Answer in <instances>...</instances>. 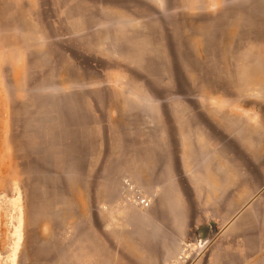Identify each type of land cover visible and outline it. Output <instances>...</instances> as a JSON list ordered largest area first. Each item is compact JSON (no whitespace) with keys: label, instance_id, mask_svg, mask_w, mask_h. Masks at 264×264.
Listing matches in <instances>:
<instances>
[{"label":"rangeland","instance_id":"obj_1","mask_svg":"<svg viewBox=\"0 0 264 264\" xmlns=\"http://www.w3.org/2000/svg\"><path fill=\"white\" fill-rule=\"evenodd\" d=\"M257 153L264 0H0V264H264Z\"/></svg>","mask_w":264,"mask_h":264},{"label":"crops","instance_id":"obj_2","mask_svg":"<svg viewBox=\"0 0 264 264\" xmlns=\"http://www.w3.org/2000/svg\"><path fill=\"white\" fill-rule=\"evenodd\" d=\"M118 26H115V28H117ZM114 28V27H112ZM109 35V33L107 34ZM113 36V32L111 34ZM112 38V37H111ZM109 41L106 40V44L109 43H112V44H119L120 46L118 47L119 50H122L125 49L127 50L128 48H130L131 46H137L135 45L134 43L132 42H124V43H121L120 42V39H111ZM139 46V45H138ZM116 52H102V55H105L106 59L107 60H124V58L122 57H119V58H116L115 56H113ZM140 53V56H142V52H139ZM127 58V57H126ZM134 60L133 57H128L127 60ZM126 60V59H125ZM258 158H261V161H258L256 162V166L259 167V170L260 172H264V169L261 168L263 167V163H264V159L263 157H259L258 156V153L255 155ZM261 164V166H260ZM207 185H205L206 187L204 188L205 189V193L203 195V198H202V201L204 202L203 203V210H204V215L198 220L199 223H207L209 221H214L217 226H219V224L221 223L220 222V219H218L217 217H214L213 213L214 211L216 210V207L219 206V209L222 210L223 207L225 206H231V204L229 203L230 200H228V203H227V199H223V201H219V203L217 204V197H216V188L215 187V184L210 182V181H207L206 182ZM247 188V187H246ZM258 188V187H257ZM230 195H229V199H230ZM219 211V210H218ZM257 208L255 207V205H251V204H246L242 210H241V213H240V219L238 221V223H236V225L238 224L239 225V228H240V242L242 245H244L243 247L244 248H241L239 250V254H256L258 252H264V250H262V246H263V240H264V220H260L258 218V215L256 214L255 218L253 219V213L257 212ZM218 214L217 215H220L221 212H217ZM250 215V217H249ZM225 226V225H224ZM235 227V225H234ZM234 227H232L231 225V228L226 231V227L222 228L221 229V232H228L225 234L226 237H231L235 234V230L233 229ZM236 235V234H235ZM243 239H248V243L250 245H246L245 242L243 241ZM255 239V241H254ZM261 239V241H260ZM250 246V247H249ZM249 247V249H247ZM225 248V251L222 253V254H219L217 255L216 257H214L212 259L213 264H215L217 261H218V264H227V261H226V257H225V253L227 252V248L226 246H224ZM212 261H211V257H208V263L207 264H212Z\"/></svg>","mask_w":264,"mask_h":264},{"label":"water","instance_id":"obj_3","mask_svg":"<svg viewBox=\"0 0 264 264\" xmlns=\"http://www.w3.org/2000/svg\"><path fill=\"white\" fill-rule=\"evenodd\" d=\"M205 226V234H202L199 238L201 244L204 243L207 239H208V236L207 235V231H215V222L214 221H210L208 224L204 225Z\"/></svg>","mask_w":264,"mask_h":264},{"label":"built area","instance_id":"obj_4","mask_svg":"<svg viewBox=\"0 0 264 264\" xmlns=\"http://www.w3.org/2000/svg\"><path fill=\"white\" fill-rule=\"evenodd\" d=\"M141 203H144L145 205H147L148 203L144 200H141Z\"/></svg>","mask_w":264,"mask_h":264},{"label":"bare ground","instance_id":"obj_5","mask_svg":"<svg viewBox=\"0 0 264 264\" xmlns=\"http://www.w3.org/2000/svg\"><path fill=\"white\" fill-rule=\"evenodd\" d=\"M18 237H19V239H21V238H20V234H19V236H18ZM18 237H17V238H18Z\"/></svg>","mask_w":264,"mask_h":264}]
</instances>
